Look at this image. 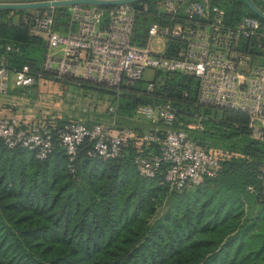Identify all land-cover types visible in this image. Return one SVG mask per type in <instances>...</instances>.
Listing matches in <instances>:
<instances>
[{
  "label": "trees",
  "instance_id": "obj_1",
  "mask_svg": "<svg viewBox=\"0 0 264 264\" xmlns=\"http://www.w3.org/2000/svg\"><path fill=\"white\" fill-rule=\"evenodd\" d=\"M212 1L226 11L228 25L254 17L264 27L242 0ZM252 1L264 11L262 0ZM155 2L144 0L150 9L137 16L138 46L147 45L152 24L188 20L184 13L157 10ZM57 9L67 17V7ZM23 12L0 10V54L8 45L19 48L8 54L10 67L29 65L37 73L44 41L24 23H14L10 15ZM189 23L206 26L201 19ZM186 45L170 38L164 54L176 58ZM239 51L264 64L263 37L244 41ZM158 76L162 80L153 92L140 81L120 96L88 81L59 82L113 93L125 119L134 117L140 105L165 103L176 108L178 122L203 116V130L185 129L198 146L222 156L219 172L176 190L165 180L168 163L154 178L138 171L137 156L159 155L157 144L130 139L118 158L105 160L91 157L86 142L72 161L55 136L52 153L39 160L34 151L10 149L0 139V264H264V187L259 178L264 143L252 138L243 111L199 106L195 76Z\"/></svg>",
  "mask_w": 264,
  "mask_h": 264
},
{
  "label": "built area",
  "instance_id": "obj_2",
  "mask_svg": "<svg viewBox=\"0 0 264 264\" xmlns=\"http://www.w3.org/2000/svg\"><path fill=\"white\" fill-rule=\"evenodd\" d=\"M54 1V0H50ZM135 3L103 8L95 5L69 7L66 22L53 10H24L18 18L32 35L41 37L45 51L39 72L29 65L12 69L8 54L19 48L8 45L0 54V93L12 88H33L40 82L66 79L88 81L106 86L120 96L127 88L145 79L147 90L156 89L161 72L193 75L198 79V105L237 109L249 117L248 128L254 140L264 143V64H255L252 56L239 51L244 41L264 38V27L254 17H244L231 26L226 11L212 0H156L155 8L169 15L184 13L182 23H154L148 30L144 47L135 44L137 16L150 5ZM201 19L205 27H192L189 20ZM65 28V29H62ZM179 38L186 42L180 56L169 58L150 47L153 39L167 41ZM49 76V78H48ZM13 83V84H12ZM110 107L111 114L117 112ZM135 115L149 122L143 126L121 127L119 119L87 125L80 120L62 121L38 116L32 119L17 114L0 116V139L10 149L24 148L45 160L54 149L55 136L71 160L84 143L91 144L89 155L105 160L118 158L128 140L161 146V153L150 158L137 156L135 163L141 175L154 178L164 163L169 168L165 180L172 189L199 185L204 178L215 176L222 156L209 151L190 137L187 126L178 122L171 103L140 105ZM203 116L196 115L193 130H203ZM187 128V129H185ZM74 171V170H72ZM264 187V160L260 170ZM253 192V188L249 187Z\"/></svg>",
  "mask_w": 264,
  "mask_h": 264
},
{
  "label": "rangeland",
  "instance_id": "obj_3",
  "mask_svg": "<svg viewBox=\"0 0 264 264\" xmlns=\"http://www.w3.org/2000/svg\"><path fill=\"white\" fill-rule=\"evenodd\" d=\"M45 1L50 0H37L36 2ZM57 8L59 7L48 8V10H53L55 14L60 15V24H63L66 22V18ZM67 10L69 12V7H67ZM255 64H260L259 60H256ZM32 68L36 70L35 65ZM152 75L153 71L147 72L143 82H148L152 78ZM157 77L158 85L162 77ZM47 81H42L33 88L26 90L21 88L13 89V95L22 104L20 107L28 116L36 114L60 121L80 120L87 125H92L96 122L108 123L112 117H116L119 119L118 121L121 127L143 126V128H147L149 126V122L138 115L125 119L118 114V110L114 114H111L110 107L113 106L117 109L118 101L115 99L113 93L109 91H97L73 84ZM181 122L189 130H192L195 120L193 118H183ZM188 132L190 133V131ZM212 148L214 149L216 147Z\"/></svg>",
  "mask_w": 264,
  "mask_h": 264
},
{
  "label": "water",
  "instance_id": "obj_4",
  "mask_svg": "<svg viewBox=\"0 0 264 264\" xmlns=\"http://www.w3.org/2000/svg\"><path fill=\"white\" fill-rule=\"evenodd\" d=\"M144 0H54L34 3H0V10H34L56 7H71L75 5H95L103 8L131 4ZM258 18L264 21V11L257 7L252 0H242Z\"/></svg>",
  "mask_w": 264,
  "mask_h": 264
},
{
  "label": "crops",
  "instance_id": "obj_5",
  "mask_svg": "<svg viewBox=\"0 0 264 264\" xmlns=\"http://www.w3.org/2000/svg\"><path fill=\"white\" fill-rule=\"evenodd\" d=\"M36 1L37 0H0V3H25V2H36ZM262 1L264 2V0ZM14 19H13L14 23H17V18L14 17ZM150 47L157 52H163L165 51L166 41L162 39H153L152 42L150 43ZM254 60L255 61L259 60L260 63H263L262 58H254ZM13 89H18V88H12L9 91V93L6 95L0 93V116L17 114L29 120L38 117L39 115L36 114L28 116V114H26V112L23 111V109L20 107L22 104L16 100L17 98L12 93L14 91ZM26 89H30V88H25V90Z\"/></svg>",
  "mask_w": 264,
  "mask_h": 264
}]
</instances>
